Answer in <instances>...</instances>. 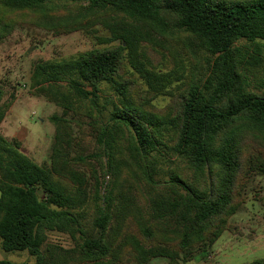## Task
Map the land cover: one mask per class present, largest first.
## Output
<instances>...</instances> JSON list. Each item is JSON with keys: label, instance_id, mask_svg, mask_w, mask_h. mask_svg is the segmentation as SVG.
Here are the masks:
<instances>
[{"label": "trees", "instance_id": "obj_1", "mask_svg": "<svg viewBox=\"0 0 264 264\" xmlns=\"http://www.w3.org/2000/svg\"><path fill=\"white\" fill-rule=\"evenodd\" d=\"M70 3L82 13L71 18ZM18 17L65 32L97 23L109 33L101 40L107 47L35 64L29 80L35 96L61 107L63 115L75 110L89 118L102 113L97 94L103 84L118 101L108 100L109 116L96 136L112 180L90 202L84 176L75 169L85 160L70 155L71 138L62 118H50L55 133L49 167L25 156L17 140L0 136L1 250L26 252L35 264H115L125 255L132 264L157 257L185 264L195 247L212 245L237 210L240 175L264 163L260 151L250 147L256 143L264 149V97L247 89L241 67L248 54L236 45L264 41V0H0V42L18 26ZM134 23L162 34L172 23L209 56L204 81L189 83L165 113L155 112L145 97L160 88V78L148 69L143 43L151 39L150 31ZM259 53L254 47L248 59L258 60ZM128 68L147 86L141 95L132 93L136 80ZM2 96L0 88V101ZM9 106L0 105V123ZM163 130L168 133L164 141ZM160 149L184 161L191 181L173 172L167 181L154 179L161 170ZM123 165L128 173L136 171L147 189L146 219L134 210L131 196L115 192ZM90 205L91 225L83 228L80 218ZM130 223L138 237L122 235ZM48 232L68 235L75 248L53 247L44 255ZM251 264H264V259Z\"/></svg>", "mask_w": 264, "mask_h": 264}, {"label": "rangeland", "instance_id": "obj_2", "mask_svg": "<svg viewBox=\"0 0 264 264\" xmlns=\"http://www.w3.org/2000/svg\"><path fill=\"white\" fill-rule=\"evenodd\" d=\"M70 3L71 18L82 13L79 5ZM62 15L66 14L64 10ZM18 15V14H17ZM18 17V26L11 34L0 42V88L3 92L0 105L10 104L2 122L0 123V136L7 140L16 139L20 143V151L38 165L49 167V156L54 139V125L50 118H62L65 122L66 132L71 138V156H81L84 163L76 164L75 169L84 176V190L91 198L95 191L104 194L106 185L112 178L107 175L104 163L96 143L97 128L109 116L112 102L117 103V96L109 84H103L98 92L101 106V115L93 113L92 117L85 112L71 111L63 115L61 107L46 101L33 94L29 87L30 75L37 63H54L72 58L80 53L93 49L107 47L101 40L108 38L109 33L99 24L86 30L61 31L36 26L32 17ZM141 30L150 31L151 39L145 40L146 55L151 64L148 69L159 74V86L156 91H147L144 81L130 68L136 80L134 95L149 98L150 105L155 112L165 113L176 101L189 83L203 82L209 72V56L186 34L169 23L165 34L158 30L136 24ZM117 45V42L111 43ZM243 52L247 53L241 67V72L247 80V89L264 97V41L237 42ZM254 47L260 51L258 60L248 59L253 55ZM257 56V55H254ZM134 72V73H133ZM162 75V78L160 77ZM163 81H165L163 83ZM89 91V87H85ZM138 92V93H137ZM76 114V115H75ZM99 117H98V116ZM167 131H162V140H166ZM122 146L126 145L125 139L121 140ZM251 148L260 151L264 158V149L256 143L250 144ZM161 150V149H160ZM127 157V154H123ZM159 174L155 180L164 182L168 180V173L185 174L187 181H191V173L181 158L172 153L161 150ZM256 157H249L255 160ZM159 165V164H158ZM261 169H246L239 177L236 187L235 203L237 210L227 220V228L220 237L208 247H195L192 251V260L185 264H251L255 260L264 259V163H258ZM121 176L116 185L115 192L128 194L134 199V210L147 218V189L134 175L136 171L128 173L125 166L121 167ZM40 194V193H39ZM88 202V203H89ZM89 205V204H88ZM91 206V205H90ZM83 212L80 218L83 228L91 225V211ZM137 234L134 223L127 228L123 226L122 235ZM47 240L42 247L44 255L48 249L56 247L61 250H72L75 242L68 235L60 232H48ZM138 237V235H135ZM128 248V247H127ZM51 252V251H50ZM0 262L10 264H35V259L26 252L8 253L0 248ZM115 264H132L125 255L124 260ZM147 264H169L166 258H152ZM177 264H182L177 262Z\"/></svg>", "mask_w": 264, "mask_h": 264}, {"label": "crops", "instance_id": "obj_3", "mask_svg": "<svg viewBox=\"0 0 264 264\" xmlns=\"http://www.w3.org/2000/svg\"><path fill=\"white\" fill-rule=\"evenodd\" d=\"M16 140V139H15ZM18 141V140H17ZM19 142V141H18Z\"/></svg>", "mask_w": 264, "mask_h": 264}]
</instances>
